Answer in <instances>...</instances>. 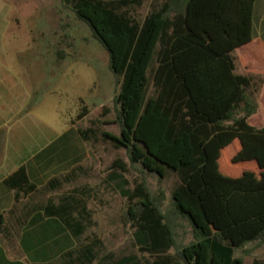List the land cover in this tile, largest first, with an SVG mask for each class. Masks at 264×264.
<instances>
[{
    "label": "trees",
    "instance_id": "16d2710c",
    "mask_svg": "<svg viewBox=\"0 0 264 264\" xmlns=\"http://www.w3.org/2000/svg\"><path fill=\"white\" fill-rule=\"evenodd\" d=\"M59 2L105 48L118 85L111 120L118 131H102L101 137L124 150L136 172L133 188L122 191L121 222L135 230L138 251L148 264H244L236 249L264 244V126L250 123L261 120L254 76L236 73L233 53L248 69H264V48L255 43V0H152L143 17L138 9L145 0ZM150 82L153 93L147 95ZM88 113L82 106L70 123ZM77 131L86 142L95 139L92 126ZM235 139L239 147L231 163L254 161L257 168L229 176L220 159ZM110 168L117 177L130 170L120 158ZM167 171L177 177L168 204L165 190L152 192L146 179L153 174L161 180ZM3 184L15 203L39 191L24 165ZM77 192L37 207L19 236L26 260H9L0 246V264L58 258L92 264L94 245L77 248L72 241L82 233L73 216L81 213ZM182 222L190 228L188 241L179 231Z\"/></svg>",
    "mask_w": 264,
    "mask_h": 264
},
{
    "label": "rangeland",
    "instance_id": "374dc122",
    "mask_svg": "<svg viewBox=\"0 0 264 264\" xmlns=\"http://www.w3.org/2000/svg\"><path fill=\"white\" fill-rule=\"evenodd\" d=\"M151 1L145 0L138 9L140 17L150 10ZM0 54L7 59L6 70L12 74L6 86H0V101L12 89H23L27 97L24 115L32 125L28 133L50 128L59 134L71 125L82 106L89 113L74 128L92 126L96 131L95 139L74 143L75 152L50 167L49 174L59 180L54 188L49 180L42 182L36 194L14 208L21 215L5 213L0 223V246L6 257L25 261L19 236L35 209L50 202L57 205L63 195L75 188L81 199V213L73 212V216L81 223L82 233L72 239L74 247L93 244L92 264H111L127 258L148 264L147 255L141 254L135 244V230L121 222L125 207L122 191L133 188L136 172L128 165L124 150L101 137L102 131H118L111 122L113 96L118 85L107 66L105 48L91 35L87 25L59 0H0ZM253 83L255 92L259 80L253 78ZM152 93L150 82L147 95ZM94 120L103 123H93ZM250 123L264 126V119L257 122L254 117ZM238 147L235 139L221 155V171L229 176L257 168L254 161L231 163L230 158ZM24 153L27 156L26 148ZM116 158L122 159L130 169L121 177L114 176L110 168ZM146 179L152 192L165 190L168 204L176 175L167 171L161 180L153 174L146 175ZM182 225L179 231L188 241L190 228L185 222ZM235 255L242 256L244 264H264V244L250 242L237 248ZM64 262L65 259L58 258L48 264Z\"/></svg>",
    "mask_w": 264,
    "mask_h": 264
},
{
    "label": "crops",
    "instance_id": "0c3cea01",
    "mask_svg": "<svg viewBox=\"0 0 264 264\" xmlns=\"http://www.w3.org/2000/svg\"><path fill=\"white\" fill-rule=\"evenodd\" d=\"M253 27L256 36L255 43L264 48V0H255ZM233 55L236 73L253 75L259 80V84L255 87L258 103L255 115L264 119V69L250 70L243 59H239L235 53ZM7 66V59L0 54V86H6V82L12 78V74L6 70ZM26 101L27 97L22 88L12 89L0 101V214L3 216L8 213V215L18 217L21 214H16L15 210L10 213L9 210L13 206L22 205L30 198H22L15 203L13 191L3 184V180L8 175L24 165L30 179L38 186L49 180L51 186L55 187L59 180L54 174H49L50 167L71 156L72 152H75L72 147L74 143L83 140L77 128H74L75 124L71 123L59 134L50 128H46L43 132L29 131L28 133L27 130L32 125L25 119ZM25 148L27 156L25 153L22 154Z\"/></svg>",
    "mask_w": 264,
    "mask_h": 264
}]
</instances>
